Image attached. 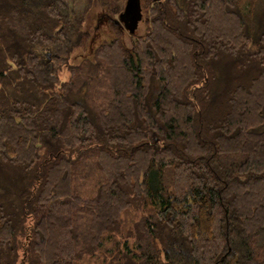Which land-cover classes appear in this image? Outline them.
Returning <instances> with one entry per match:
<instances>
[{
    "label": "trees",
    "instance_id": "obj_1",
    "mask_svg": "<svg viewBox=\"0 0 264 264\" xmlns=\"http://www.w3.org/2000/svg\"><path fill=\"white\" fill-rule=\"evenodd\" d=\"M86 1L0 0V264H264V0Z\"/></svg>",
    "mask_w": 264,
    "mask_h": 264
},
{
    "label": "rangeland",
    "instance_id": "obj_2",
    "mask_svg": "<svg viewBox=\"0 0 264 264\" xmlns=\"http://www.w3.org/2000/svg\"><path fill=\"white\" fill-rule=\"evenodd\" d=\"M77 13L82 14L84 7L87 3L86 0H70ZM143 0H140V14L141 20L138 22L134 33H130L129 29L121 26L117 27L112 20H117L118 15L122 14L126 7V0H93L91 7L85 12L82 30L85 33L84 46L77 47L71 53L70 62L78 63L84 58L92 55L93 50L104 41H111L117 37H120L126 46H130L131 40L134 37L143 35L146 31V19L145 11L142 9ZM263 7V3L261 4ZM261 7V9H262ZM115 9V12L113 10ZM107 14V15H106ZM259 14V19H258ZM257 14V21L259 24L255 27V37L261 30V20L264 16L262 12ZM109 15V16H108ZM108 16V17H107ZM112 17V18H111ZM41 60L43 64L51 66L53 54L48 46H44L40 49ZM61 78H67L68 72L63 67L59 72ZM141 212L132 210L128 215H125L124 220L129 225L130 222L137 220ZM96 260V259H95ZM95 260L91 261V264H95Z\"/></svg>",
    "mask_w": 264,
    "mask_h": 264
},
{
    "label": "water",
    "instance_id": "obj_3",
    "mask_svg": "<svg viewBox=\"0 0 264 264\" xmlns=\"http://www.w3.org/2000/svg\"><path fill=\"white\" fill-rule=\"evenodd\" d=\"M160 1V0H152ZM124 14L129 13L132 15V20L129 22L127 28L129 29L130 33H134V30L141 19L140 14V0H126V7L124 9Z\"/></svg>",
    "mask_w": 264,
    "mask_h": 264
},
{
    "label": "flooded vegetation",
    "instance_id": "obj_4",
    "mask_svg": "<svg viewBox=\"0 0 264 264\" xmlns=\"http://www.w3.org/2000/svg\"><path fill=\"white\" fill-rule=\"evenodd\" d=\"M123 12H122V14L118 15L117 20H115V19L112 20V23H114L117 27L121 26V24H122L126 28L129 24V22L132 20V18H131L132 15L129 13L124 14Z\"/></svg>",
    "mask_w": 264,
    "mask_h": 264
}]
</instances>
